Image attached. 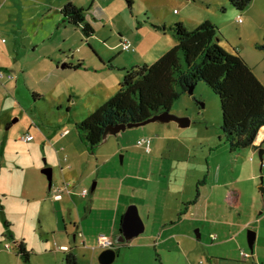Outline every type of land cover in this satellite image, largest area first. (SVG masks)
Returning a JSON list of instances; mask_svg holds the SVG:
<instances>
[{
    "label": "rangeland",
    "instance_id": "374dc122",
    "mask_svg": "<svg viewBox=\"0 0 264 264\" xmlns=\"http://www.w3.org/2000/svg\"><path fill=\"white\" fill-rule=\"evenodd\" d=\"M61 1L0 0V69L16 75L13 80H0V264H64L65 253L57 255L60 236L68 237L64 242L70 241L77 251L73 236L65 231V224L69 225V232H76L71 225L70 209L76 215V205H79L81 217L86 215V207L93 197L92 187L98 182L97 174L88 179L84 185L87 187H82L90 190L88 197H76L74 201L65 190L64 200L47 208L41 202L28 206V197L38 198L44 188L50 196L45 168L53 169L54 185H64L67 181L62 177V169L68 163L63 159L68 157L60 155L56 139L63 133L68 134L74 157L78 146L88 150L77 122L118 92L126 73L124 68L151 64L166 52L169 39L174 38L171 32L156 27L164 25L162 19L168 22L167 26L182 21L190 27L212 21L219 28V43L228 51L246 57L264 79V0H252L245 10L236 9L229 0H133L131 7L128 0H78L87 9L86 16L95 28L91 37L67 18L58 24L57 12L51 11H56L53 6ZM239 17L242 22L238 21ZM121 37L132 43L130 51L123 50ZM79 62L83 64L80 68L69 66ZM171 112L190 118L192 124L179 128L175 122L149 123L128 128L95 148L101 162L106 156L113 155V158L100 174L99 199L88 223L94 222L100 227L109 219L111 213L106 208L118 201L119 180L126 178V174H138L142 178H126L120 199L123 206L126 202L128 206L136 204L145 216L141 211L144 204L166 201L169 207L173 206L175 217L186 209L185 204L182 209L183 199L199 200L198 190L207 193L212 182L234 177L238 151L231 152L222 130L219 96L201 81L193 93L184 92L175 101ZM170 126L183 137L165 139L166 131L159 129ZM28 134L36 138L34 142L25 140ZM143 137H152L155 143L159 140V150L147 153L138 145ZM87 152L86 158L91 155ZM259 152L258 149L256 159L261 163ZM92 156L96 161V155ZM84 167L85 161L79 162L77 171L83 174L81 171L87 170ZM108 173L115 176L105 177ZM24 182L27 184L23 188ZM126 192H132L134 198L129 199ZM203 199L198 205L193 204L188 215L191 221L194 214L202 218ZM62 208L66 220L61 217ZM216 209L230 217L218 203ZM197 229L194 228L195 235ZM208 234L204 231L200 244H211ZM12 235L19 241L24 236L27 238L25 243L32 253L30 263L17 255ZM137 238L118 244L117 257L111 264H188L179 252L168 253L163 263L145 249L140 252V248H127ZM204 260L209 262L207 256ZM90 261L86 251L79 257V264H91ZM95 264L102 263L96 258Z\"/></svg>",
    "mask_w": 264,
    "mask_h": 264
},
{
    "label": "crops",
    "instance_id": "0c3cea01",
    "mask_svg": "<svg viewBox=\"0 0 264 264\" xmlns=\"http://www.w3.org/2000/svg\"><path fill=\"white\" fill-rule=\"evenodd\" d=\"M69 1L73 2L79 7H82L78 0H67V2L62 0L60 4L53 6L54 10L56 11H53L52 9L51 13L57 12V21H59L58 24H60L62 18H64L62 14V8ZM43 4L51 5L48 2H43ZM50 8H52V6ZM162 21H164V25H169L164 19H162ZM167 33L170 32L168 31ZM172 36L174 39H169L168 44L166 45V52L178 44L177 38L174 35ZM32 45L36 46V42H33ZM245 59L247 60L246 57ZM79 63H81V66H83L82 62ZM64 66L67 67L68 65L65 64ZM253 71L264 83V79H262L255 72V70ZM168 128L169 129H159L166 131L163 135L165 139H177L179 137H183L182 133H178L175 129H173V127L170 126ZM68 137L69 135L67 134L64 137L61 136L57 138L56 145L59 146L58 152H60V155H65V157H68L66 158L67 160L63 159L68 163L63 166L62 177L67 181H73L71 182L73 185L72 191L68 192V194H70L69 197L74 201L76 197H85L82 196V190L84 189H82V187L87 185L88 179L94 177L95 174L98 176V182L96 183L97 189L95 188L94 191H91L93 197L86 207L87 212L84 217H81L80 215L79 205H76V215L73 214L74 211L70 209L72 221L71 225L73 226V229H76V232H69V225L65 224V231L67 235L73 236V240L77 245L76 247H78L77 251L76 249L74 250L72 248L70 241L69 244L64 242L65 240H69L68 237L64 238L60 236L59 240L61 244L59 248H57V252H59L57 255H59L60 252L61 254H66L67 252L72 251L77 255L79 260L81 254L83 255V252L86 251L90 256L91 264H95V259H99L101 252L104 250L97 247L98 236L100 234H108L117 237L120 233L123 217L129 207L128 202H126L125 206H123L122 202L120 201L121 197L123 196L122 192L126 178L139 179L142 177L138 174H126V178L119 180L118 201L114 206H107L106 208V210L111 213L109 219L107 221H103L105 224H102L100 227H98L94 222L88 223V218L93 216L96 203L99 199V196H97V190L101 184L100 174L103 170V167L112 161L113 155L111 157L106 156L104 158V162H101L99 158L101 156L97 154L95 150L92 151L87 145L91 155L86 158L85 155L89 154L87 152L88 150L78 146V151L74 157L70 151L72 143ZM35 139L36 138L34 137L32 141L27 142H34ZM73 142L78 143L77 140H74ZM158 143L159 140H157L155 143L153 139L152 151L149 154H153L159 150ZM262 147H264V127L261 128L253 145L248 146L236 153L234 163L235 166L233 167V178L228 179L224 177L221 180L219 179L215 182H212L213 184H211V187L207 193H204L202 190H198L199 192L197 191L199 200L203 199L205 196L203 199L205 200V203L201 210L202 218L196 214H194L192 221L188 218L193 204H199V200L197 199L194 201L190 198L189 200L183 199L182 209L184 204L186 205V209H184V211L181 210V212L178 214L179 216L177 215V217L174 215L175 212L173 211V206L169 207V204L166 201L160 203L156 202V204H144L146 206L142 207L141 211L145 213V216H143V214L141 215L144 219L146 230L143 235L141 234L140 237L138 236L136 241H139H137V243L135 241V243L128 244L127 248H140V252L145 249V252H148L153 256L157 255L159 259H162L163 263L165 262L164 259L168 253L175 255L179 252L186 258V262L188 264H264V148ZM258 149L260 152H263V160H261V163L257 162L256 159V151ZM68 152L70 153V156L67 155ZM93 154L97 157L96 161L93 159ZM81 161H85L84 169H87L81 171L83 174H80V171H77L79 162ZM69 169H71V171ZM80 175H83V177L80 178ZM114 176L115 175L111 173L105 175V177L110 179ZM145 177L148 179L147 176ZM54 179L55 173L53 171V181ZM208 179L209 177L206 179V181H208ZM26 184L27 183L24 182L23 188L26 187ZM49 189L50 196L46 194L45 188L43 193L38 198L29 196L27 202L28 206L34 202H41L43 206L47 208V205H53L55 202H61L64 200V197L61 199H57L55 197L52 187ZM126 193L129 199L134 198L132 192ZM216 196H218L217 200ZM213 198H215V202L213 201ZM217 203L225 211H227L228 214H230V217H225L223 211L216 209ZM168 209H172L174 213ZM216 210L217 214H215ZM43 215H45L44 212ZM61 217L63 220H66L64 208L61 209ZM40 220L41 222L43 221L42 219ZM196 227H199V229H197V235L194 234V228L196 229ZM79 231L83 232V236L78 235ZM204 231L209 232L208 241H210L211 244L199 243V240L203 237ZM253 233H255V239L253 242V247L251 248L250 238L253 237ZM199 234L200 237H198ZM212 234H216L217 238L215 240H213ZM14 237L16 238L17 236ZM25 239L28 241L24 236L23 240L25 241ZM120 244L124 245V243ZM64 246H67L69 249H62ZM244 253H247L248 255H245ZM205 256H207L209 260L208 263L204 260Z\"/></svg>",
    "mask_w": 264,
    "mask_h": 264
},
{
    "label": "trees",
    "instance_id": "16d2710c",
    "mask_svg": "<svg viewBox=\"0 0 264 264\" xmlns=\"http://www.w3.org/2000/svg\"><path fill=\"white\" fill-rule=\"evenodd\" d=\"M128 2L131 7L133 0ZM229 2L236 9L245 10L252 0ZM86 12V8L71 1L62 8L64 18L81 26L91 37L95 28ZM156 27L171 32L178 44L151 64L124 68L126 73L118 92L77 122L80 135L89 148L93 151L99 146L110 123L142 122L156 114L171 112L175 101L201 81L220 98L222 130L231 152L253 145L264 127V83L244 56L228 51L219 43V28L210 20L195 27L182 21ZM69 66L79 68L81 63ZM12 238L15 240L13 235ZM15 249L24 262H31L32 253L24 240H15ZM64 264H79L77 255L67 252Z\"/></svg>",
    "mask_w": 264,
    "mask_h": 264
},
{
    "label": "water",
    "instance_id": "95a60500",
    "mask_svg": "<svg viewBox=\"0 0 264 264\" xmlns=\"http://www.w3.org/2000/svg\"><path fill=\"white\" fill-rule=\"evenodd\" d=\"M195 86H192L189 89L190 93L194 92ZM175 122L178 124L179 128H185L190 126L191 119L187 117H180L172 112H162L156 114L142 122H130V123H110L106 126V129L103 133L102 140L99 145H102L109 141L110 137L116 136L118 137L122 131L127 130L128 128L133 127H141L145 126L149 123H160L167 124ZM260 158L263 160V152H260ZM43 172L48 175L50 181V188L53 186V169L51 167L43 169ZM96 188V183L92 187V191ZM146 230L145 222L140 214L139 207L136 204H131L122 220L121 230L117 237H115L116 243H130L134 238L143 234ZM255 233H253V237L250 238V246L253 247V242L255 239ZM200 237V234L198 235ZM117 257V250L115 249H105L101 252L99 259L103 264H111L115 261Z\"/></svg>",
    "mask_w": 264,
    "mask_h": 264
},
{
    "label": "built area",
    "instance_id": "2783aa9c",
    "mask_svg": "<svg viewBox=\"0 0 264 264\" xmlns=\"http://www.w3.org/2000/svg\"><path fill=\"white\" fill-rule=\"evenodd\" d=\"M238 21L242 22V18L239 17ZM121 40H122L123 50L124 51H130L133 47L132 43L127 39L123 40V38H121ZM15 78H16V75L13 72H10V71L4 70V69H0V80H13ZM64 135H65V133H63V136ZM33 139H34V136L32 134H28L26 136L27 141H32ZM152 141H153L152 137H143V138L139 139L138 145L144 147L146 152L150 153L152 151ZM72 186L73 185L70 181H66L64 183V185H59V184L54 185L53 184L52 189H53V192L55 193V197L57 199H61L63 197V192L65 190L68 192L72 191ZM82 194H83V196L87 197L90 194V190L88 188H84L82 190ZM78 235L83 236V232L79 231ZM212 238L216 239L217 238L216 234H212ZM117 245H118V243H116L114 236H111L108 234H100L97 238V247L102 248L104 250L105 249L117 250ZM8 246L10 247V244ZM62 249L68 250L69 248L67 246H64V247H62ZM245 255H248V254L246 253Z\"/></svg>",
    "mask_w": 264,
    "mask_h": 264
}]
</instances>
